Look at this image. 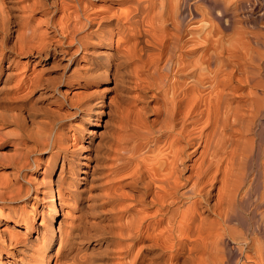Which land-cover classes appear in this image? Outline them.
I'll return each instance as SVG.
<instances>
[{"label":"bare ground","instance_id":"obj_1","mask_svg":"<svg viewBox=\"0 0 264 264\" xmlns=\"http://www.w3.org/2000/svg\"><path fill=\"white\" fill-rule=\"evenodd\" d=\"M93 1L0 0V64L6 61L0 90L10 94L0 102V140L4 125L20 129L19 148H12L18 152L9 162L0 159L1 168L15 172L0 177V236L8 254L0 249V264L9 258L49 262L47 250L60 232L58 210L79 193L78 178L84 187L99 186L100 204L108 205L107 219L98 222L113 229L106 230L117 246L115 264H264V23L263 30L246 31L263 51L242 56L226 43L234 19L230 0L163 1L158 9L155 0H98L109 3L102 11H92ZM63 62H70L67 74L59 73L63 81L54 84L51 70ZM122 64L132 80L127 107L117 106L110 86H102L121 85ZM10 78L14 83L6 84ZM239 90L242 101L234 102L230 96ZM35 95L36 107L29 104ZM256 120L258 171L249 185L242 179L245 190L237 178L247 166L238 173L232 165L236 155L251 152V142L249 149L238 142ZM35 152L36 160L28 158ZM89 158L94 162L84 168ZM27 162L48 178L32 236L15 227L23 215L10 205L30 196L20 179ZM252 184L255 223L246 233L231 225L232 211L243 189V198L251 195ZM76 243L58 264L94 263L79 255Z\"/></svg>","mask_w":264,"mask_h":264},{"label":"rangeland","instance_id":"obj_2","mask_svg":"<svg viewBox=\"0 0 264 264\" xmlns=\"http://www.w3.org/2000/svg\"><path fill=\"white\" fill-rule=\"evenodd\" d=\"M45 1L47 3L50 2V0H45ZM163 1L167 2V3L171 2V4L172 3L174 4V3H177L178 0H168V1L167 0L166 1L165 0H155L154 1V5L156 4L155 8L158 9L159 7H156V6H160ZM190 1H192V0H190ZM193 1H196V0H193ZM230 3L232 4L231 5L232 6V9H231V11H232L231 16L232 17H229V19H231V18L232 19L234 18V19L230 23V26L231 25L232 26L229 28V30H226V32H225V34H226L225 38L228 40L226 43L229 45L228 46V47H230L229 49L231 51H233L234 53H236V54L238 53L242 56L245 55L246 53L248 54L249 50H251L250 52L256 51L258 53H261L263 50L260 47V45H256L253 42H251L250 41L251 36L246 31L263 30V23H264V4L263 3H264V1L258 2V0H256V1H251V3H247V2L243 3L242 2V3L237 5V0H230ZM197 4L199 7H204V5H205L201 1H197ZM92 5H94V8H95L92 11H102L106 7H109V3H105L102 1H98V0L93 1ZM121 8L125 9L126 4H123L121 6ZM166 13H167V15L169 14L168 16H170V13H168V12H166ZM166 13L162 14L164 16V17L162 16V18H164V19L167 18V16L165 17ZM36 17L38 19L39 16L37 15ZM224 19H226V17ZM257 50H259V51H257ZM240 59H241L240 61L242 62L244 60V57L243 58L241 57ZM23 61H25V59L21 58L20 60H18V63L21 64V63H23ZM1 62L2 63L0 64V88H1V84L3 83L2 82V78H3L2 70H3V68H1V67H3V65L6 66L5 60L2 59ZM69 64H70V62L69 63L63 62L62 65H59L58 67H55L51 70L52 72L50 73V75L53 78L54 84H60L63 81V80L58 79L59 73H64V70H65V73L67 74L66 68L69 67ZM262 64H264V61L262 62ZM122 65L119 66V73H121V71H122V73L119 74V77H120L119 79H121V77H122L121 80L124 79L122 81L121 85L119 84L118 86L116 85V87H115L113 85V83L110 82V83H108L109 85L104 84L102 86L103 87L104 86L105 87L110 86V90H109L110 94H112L111 96L112 97L114 96L115 101H117L116 102L117 106L127 107V105H128L127 101L130 100V98L128 99V97L133 94L131 88H129L130 87L129 84L131 85L132 83H130V82L128 83V81L131 80L130 79L131 73L129 71V66L127 64H122ZM136 65L138 67L139 64H136ZM127 67H128V69H127ZM30 71H31V66H30L27 73H29ZM128 71H129V73L127 74ZM127 76H129L128 77L129 79L127 78ZM10 81L12 84L14 83V80H12V78H10V79H7L6 84H8ZM125 84H126V86H125ZM113 87H114V89H113ZM125 88L128 89V91ZM241 91L242 90H239L230 96L234 102L242 101ZM128 94H129V96H128ZM9 96H10V94H6L5 88L0 90V102L1 103L2 102L4 103ZM124 98L125 99L127 98V99L125 100ZM125 103H127V105H125ZM27 104H28V102H27ZM29 104H32L36 107V95L34 96L32 101L29 102ZM129 104H130V101H129ZM151 104H153V102ZM123 114L126 115V112H124ZM116 117L114 116L115 119H116ZM104 118L105 117H103V119ZM117 120H119V119L117 118ZM256 122H257V120L255 121L252 132H245V134L243 133L242 135H240L241 136L240 138H242V137H243V139L245 138L244 142H242V141L238 142L239 147H240V143L241 144L244 143L243 144L244 146L246 144L245 149H249L248 147L251 145L250 142L252 143L253 146L250 150L251 152L246 154L247 157H249L248 155L251 154V156L249 157L250 159H247L246 155L245 156L243 155L247 152H241L242 151L241 150L240 152L242 153L243 158H241L242 157L241 153H240L241 157H239V155H236L237 157L235 156V159L233 160L234 166L232 165V167H234L233 171L238 172V173L239 172L241 173L243 171L242 169L244 168L245 165L247 166V169L245 167L244 169H246V170H244V171H246V172L248 171V172L247 173L242 172L243 174L246 173L245 176L242 175L243 177H241L240 176L242 174L241 173V174H238L239 178H237V180L239 179L238 181H240V179H241V181L243 183V187H245L244 188L245 190H246V186L249 185V183L251 182V179H254V177H255L254 174L257 173V171H258V156H257L256 150L260 146L259 144H260V142H262V138H261L260 132H258V130H257ZM259 122L260 121H258V123ZM4 127L2 129L3 130L2 133L5 132L6 135H4V133H3L4 136L2 135V139L0 140V159H4L3 162L6 163V162H9V159H11V157L14 158V156L18 152V151L14 152V150L12 148L15 146L17 147L16 150H18V148H19L17 146L18 145L17 140H18L19 135H20V132H19L20 129L18 127H16V125H14V124H6V125H4ZM97 128L101 129V126H98ZM108 128H110V127H108ZM108 128H107V132L110 133L108 131L110 129H108ZM107 132H105L106 134L105 133L103 134L104 140L109 138V134H107ZM105 136H107L108 138H106ZM84 137L85 136L83 134L82 139H84ZM246 137L248 138L249 142L247 141ZM243 139H240V140H243ZM82 141L84 142L86 140L84 139ZM84 144H86V142ZM244 146H241V147L244 148ZM101 148H97V149H99V152H101V150H102V152H104L105 150H103L104 149L103 145ZM240 148H239V150H240ZM245 149H243V150L245 151ZM252 149H254V150H252ZM86 152H93V150L88 148L86 150ZM98 156H99L98 159L96 158L98 162H99V160L105 161L104 156L103 157H100L101 155H98ZM6 157H8V158H6ZM244 157H246L245 160H244ZM28 158H30V159L34 158L36 160V152L33 154L30 153ZM84 161H85L84 168L90 167L91 164H93V162H94V160L91 158H89L88 161L84 159ZM245 161L246 162L248 161L247 163L249 165L246 164ZM234 162H235V164H234ZM243 162H244V165H243ZM28 163L29 162H27V164ZM241 166L243 167L242 169H241ZM238 167H240V168H238ZM96 169L99 171L98 172L97 170H95L96 173H98V174H101V172L103 173V171H104V169L102 167H96ZM235 169H237V171ZM0 170L2 171V172L0 171V177H1V174H3V173H4L3 174V176H4L6 174L5 172H7V174L5 176L10 174L11 177H13V175L15 174L14 169L12 167H2L1 168V166H0ZM9 170H12L14 173L12 174V171H9ZM252 171L255 173H253ZM45 173L46 172L44 171V169H42L41 167L37 168L36 165H30L29 166V164H28V166L25 169L23 168L22 172H21L22 178H20V179L23 182L24 186L30 187V191H31L30 196H28V198H25V199L21 198L22 200L18 199L16 202L10 203V205H14L15 207H18V209H20L22 211V215L24 217V218L21 217L20 221L18 223L17 222L14 223V225H16L15 227L22 230V231H24L26 229V233L30 236L35 234L32 227H34L35 225L36 226L39 225V222L41 221V216L39 214H36L35 209L38 208L39 205H40V209H41V207H42L41 205L44 203V198H43L44 194H42L41 191L45 190V182L48 179ZM82 174L83 173L80 172L81 176H82ZM233 174H235V175L234 176L232 175V179L235 178L234 180H236L237 173H233ZM252 174H253V177H252ZM10 175L8 177H10ZM23 176H25L24 177L25 179L23 178ZM81 176H80V178H81ZM248 176H250V177H248ZM244 177H246V178H244ZM243 178L246 181L248 180L247 183L245 180H242ZM25 180H27V181H25ZM76 180L77 179H73L74 183H77V187H79V193H77V195L74 196V198L77 200L75 201V199L74 200L71 199V200H69V202H66L65 205L63 203L62 210L61 211L58 210L57 217H56L57 218L56 225L59 226V229H60L59 231L61 232V234H60V232L56 234V236L52 242V245L47 250V252L49 251L48 253L51 254L50 258L48 259L49 262L46 263V261H47L46 259H43L41 261V257L39 259L40 260L39 262H41L42 264H55V262H56V264H58V261H56V260L59 259L60 255L62 256L65 253L66 247L68 246V244L70 242H73V243L77 242L75 244V246L78 247L80 250L79 255L86 257L87 261H89V259H90V261L92 260V262H94L95 264H115L117 259L115 258L113 251L115 248H117V246H116V243L113 242L115 240L114 236L112 234L113 229L108 228L109 226H105L106 224L104 221L98 222L99 220H106L107 219V217H108L107 216L108 215V213H107L108 205L101 206V204H100L99 198H100L101 190H100L99 186L90 183V185L84 187L85 185H84V182L82 181V179L78 178V180L77 181ZM98 180H99V178H98ZM36 181H37V183H36ZM244 182L247 184L246 186H245ZM35 183H36V186L34 185ZM32 184H33V186H35V188L36 187L39 188V189L37 188L38 191L34 187L31 188ZM80 189H83V190L80 191ZM244 189H243V191H244ZM243 191L239 194L240 196H238V200L236 202L237 204L235 205L236 207L234 206L235 208H233L234 210L232 211V213H234L235 215L233 214V221H232L231 225L237 226L238 229H242L245 232L248 230L246 233H252V229H253L252 226L254 227L255 220H253L254 217H253V214L251 212L253 209V205H252V202L251 203L249 202L250 199H248V198H250L251 196L253 198L255 196V193H256L255 186L253 184L251 185L250 193L251 192L252 193L250 196L248 195L247 198H246V196H244L245 198H243V194H244ZM34 195H36L37 198H31ZM42 199H43V201H40ZM17 203H19V204H17ZM67 204H69V205H67ZM31 207H34V208H31ZM0 212L5 213V210L0 209ZM79 218L80 219L82 218L83 221H85V224L82 225ZM30 219H32V223H30ZM87 220H88V222H87ZM93 222L94 223L96 222V223L94 224ZM97 222H98V224H97ZM71 226H72V228H71ZM73 226H74V228H73ZM95 226H98V227H96V229H95ZM82 227H83V229H82ZM85 227H87V228H85ZM100 227L102 228L103 231L101 230ZM10 228L11 227H9V229ZM79 228H81V229H79ZM247 228H249V229L251 228V229L249 230ZM78 229L80 231H78ZM106 229L112 230V232L109 231V232H111V234ZM12 231L15 232L16 230L15 231L12 230ZM84 231L85 232L87 231V232L84 234ZM88 231H89V234H87ZM104 231H105V233H103ZM69 233H74L73 234L74 238L68 240V238L66 237V234H69ZM59 234H60V236H59ZM19 235H20V233H19ZM5 239H6L5 237L0 236V249H1V251H3L4 255L7 256L8 255L7 254V248H6L7 242ZM44 241H45V239H44ZM37 243H39V245H40L41 241H38ZM37 243L35 244L36 246L38 245ZM1 245H3L4 247H1ZM36 246H34V247H36ZM8 261H9V264L10 263L11 264H20V263L21 264H31L30 259H25L24 260L25 262L23 261L24 263L20 262V261H16L14 258H9ZM232 262H233V260H232ZM94 263H92V264H94ZM2 264H6L4 262V260L2 261ZM33 264H37V262L35 261V262H33ZM38 264H40V263H38Z\"/></svg>","mask_w":264,"mask_h":264}]
</instances>
